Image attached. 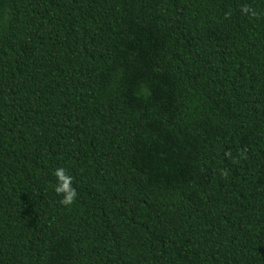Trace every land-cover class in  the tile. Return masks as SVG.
<instances>
[{
  "label": "trees",
  "instance_id": "trees-1",
  "mask_svg": "<svg viewBox=\"0 0 264 264\" xmlns=\"http://www.w3.org/2000/svg\"><path fill=\"white\" fill-rule=\"evenodd\" d=\"M0 264H264V0H0Z\"/></svg>",
  "mask_w": 264,
  "mask_h": 264
},
{
  "label": "clouds",
  "instance_id": "clouds-1",
  "mask_svg": "<svg viewBox=\"0 0 264 264\" xmlns=\"http://www.w3.org/2000/svg\"><path fill=\"white\" fill-rule=\"evenodd\" d=\"M242 14L251 15L256 17L257 13L251 9L248 5H244L241 8ZM226 18L230 15L226 13ZM56 184L54 185V191L58 197H60L59 203L63 206H71L76 198L77 192L73 187V178L67 173V170L63 167H59L54 171Z\"/></svg>",
  "mask_w": 264,
  "mask_h": 264
}]
</instances>
